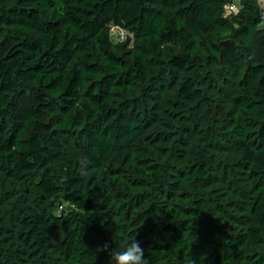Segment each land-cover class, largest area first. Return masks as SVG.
I'll use <instances>...</instances> for the list:
<instances>
[{
  "label": "trees",
  "instance_id": "1",
  "mask_svg": "<svg viewBox=\"0 0 264 264\" xmlns=\"http://www.w3.org/2000/svg\"><path fill=\"white\" fill-rule=\"evenodd\" d=\"M225 2L0 0V264H264V28Z\"/></svg>",
  "mask_w": 264,
  "mask_h": 264
},
{
  "label": "clouds",
  "instance_id": "2",
  "mask_svg": "<svg viewBox=\"0 0 264 264\" xmlns=\"http://www.w3.org/2000/svg\"><path fill=\"white\" fill-rule=\"evenodd\" d=\"M255 6L264 12V0H255ZM222 9V18L228 20L230 17L239 16L244 10V4L242 0H230V2H225L222 5ZM123 23V21L121 24L109 22L107 26L109 42L113 44V46L124 43L127 40L134 39L135 34L126 27H123ZM234 27L238 28L239 25H234ZM257 27L264 28V15L261 16L260 24H258ZM129 46L131 47V45ZM161 47L164 48L165 45H161ZM70 206V202L65 201L60 205L56 215L59 217L61 212ZM97 251L107 252L110 260L114 261L115 264H147V259L144 258V249L141 247L140 242L136 239L129 243L123 250L115 248L110 250L109 245L104 244L103 247L98 248Z\"/></svg>",
  "mask_w": 264,
  "mask_h": 264
},
{
  "label": "built area",
  "instance_id": "3",
  "mask_svg": "<svg viewBox=\"0 0 264 264\" xmlns=\"http://www.w3.org/2000/svg\"><path fill=\"white\" fill-rule=\"evenodd\" d=\"M226 2H230V0H226ZM261 12V16L264 15V12H262V10L260 9Z\"/></svg>",
  "mask_w": 264,
  "mask_h": 264
},
{
  "label": "rangeland",
  "instance_id": "4",
  "mask_svg": "<svg viewBox=\"0 0 264 264\" xmlns=\"http://www.w3.org/2000/svg\"><path fill=\"white\" fill-rule=\"evenodd\" d=\"M127 41H128V40H127ZM127 41H125V42H127ZM125 42H124V43H125ZM121 44H122V43H121Z\"/></svg>",
  "mask_w": 264,
  "mask_h": 264
}]
</instances>
